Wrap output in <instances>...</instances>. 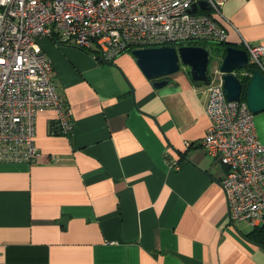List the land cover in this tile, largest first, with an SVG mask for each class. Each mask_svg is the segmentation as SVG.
<instances>
[{
  "label": "crops",
  "instance_id": "1",
  "mask_svg": "<svg viewBox=\"0 0 264 264\" xmlns=\"http://www.w3.org/2000/svg\"><path fill=\"white\" fill-rule=\"evenodd\" d=\"M215 1L223 49L264 44V0ZM38 44L72 128L51 132L55 111L42 109L41 157L0 161V264H264L254 226L227 215L225 168L201 145L205 83L182 66L155 88L130 51L104 64L72 42ZM253 123L264 142V110Z\"/></svg>",
  "mask_w": 264,
  "mask_h": 264
},
{
  "label": "built area",
  "instance_id": "2",
  "mask_svg": "<svg viewBox=\"0 0 264 264\" xmlns=\"http://www.w3.org/2000/svg\"><path fill=\"white\" fill-rule=\"evenodd\" d=\"M212 11L220 14L215 0H0V161L41 157L34 126L42 109L55 111L51 132L66 134L72 128L70 109L56 90L51 60L38 38L72 42L103 61L134 48L225 43L226 29ZM241 48L248 60L240 75L249 80L254 68L264 75V44L242 39ZM208 76L209 125L201 145L225 168L220 184L230 221L257 226L264 217V142L245 99H226L217 67Z\"/></svg>",
  "mask_w": 264,
  "mask_h": 264
},
{
  "label": "water",
  "instance_id": "3",
  "mask_svg": "<svg viewBox=\"0 0 264 264\" xmlns=\"http://www.w3.org/2000/svg\"><path fill=\"white\" fill-rule=\"evenodd\" d=\"M203 9H208L206 1H200ZM195 10V5L190 7ZM130 53L135 57L136 64L145 77L152 81L155 88L165 85L168 76L177 72L182 66L189 69L193 81L209 82V48L203 45H180L134 48ZM97 59H99L96 56ZM111 64L112 61H103ZM248 54L245 49L234 45H226L217 63L221 73L222 85L228 101L245 99L253 114L264 110V75L258 68L252 70L249 80H244L237 74V70L247 65Z\"/></svg>",
  "mask_w": 264,
  "mask_h": 264
},
{
  "label": "rangeland",
  "instance_id": "4",
  "mask_svg": "<svg viewBox=\"0 0 264 264\" xmlns=\"http://www.w3.org/2000/svg\"><path fill=\"white\" fill-rule=\"evenodd\" d=\"M206 47L209 48L210 51V62H209V71L213 70L216 66L217 63L219 62V57L218 54L223 51V48L220 43L216 42H203ZM179 44H175V46H178ZM237 74L245 80L243 76L240 75V70L236 71Z\"/></svg>",
  "mask_w": 264,
  "mask_h": 264
},
{
  "label": "trees",
  "instance_id": "5",
  "mask_svg": "<svg viewBox=\"0 0 264 264\" xmlns=\"http://www.w3.org/2000/svg\"><path fill=\"white\" fill-rule=\"evenodd\" d=\"M188 44L205 46L203 42H188ZM50 130L55 131L54 122L52 123ZM247 235L257 241L259 244L264 245V222L260 226H254L253 229L249 233H247Z\"/></svg>",
  "mask_w": 264,
  "mask_h": 264
}]
</instances>
